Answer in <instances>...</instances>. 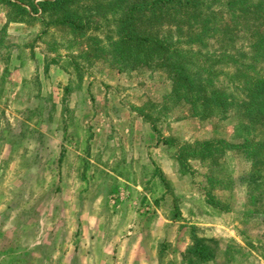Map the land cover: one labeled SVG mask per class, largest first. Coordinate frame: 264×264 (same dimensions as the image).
<instances>
[{
  "label": "rangeland",
  "instance_id": "rangeland-1",
  "mask_svg": "<svg viewBox=\"0 0 264 264\" xmlns=\"http://www.w3.org/2000/svg\"><path fill=\"white\" fill-rule=\"evenodd\" d=\"M39 1L0 0V264H264V128L237 85L264 76V0H70L72 28ZM134 37L188 51L226 107L205 117Z\"/></svg>",
  "mask_w": 264,
  "mask_h": 264
},
{
  "label": "trees",
  "instance_id": "trees-1",
  "mask_svg": "<svg viewBox=\"0 0 264 264\" xmlns=\"http://www.w3.org/2000/svg\"><path fill=\"white\" fill-rule=\"evenodd\" d=\"M24 1H27L26 3H24L25 5H31L30 7L32 8V10L36 11V7L33 4L35 0ZM180 1L181 0H173L172 3H175L179 6H186L189 4H181ZM89 2L96 3L97 0H90ZM162 2L163 1L161 0H149L148 2L141 1V4H137L138 2H136V4H133L131 8L134 10L131 11V9H127L126 13L128 12L131 14L133 12H139L141 10L152 13L156 9L157 5ZM8 3L10 4V2ZM244 3H242V5ZM38 5L42 7L43 12L49 13L48 16H50L48 18V21L50 24L56 26L61 24L67 26V28L74 27V24L70 21V0H40ZM11 6L15 7L19 11L28 13L27 10L25 8H22L21 6H17L14 4H11ZM53 16H55V18L58 20L52 18ZM43 20H45V18H43ZM262 33L256 34L257 40L252 46V56L250 57L249 61H252L255 65H257L256 63H260V66H257L262 67L264 70V28L262 30ZM133 39L140 45H152L156 50H159L163 54H169L171 56L170 63L166 64L165 67L170 68L174 83V92L187 97L188 101L190 103H193V105L199 103V105L203 108L204 112L202 113H204L205 117H210L215 110L226 107L229 96L226 95L223 90L214 86L213 82L207 81V86L205 85L203 89L199 90L200 84L196 83L195 78L191 72V61H189L190 53L188 51L180 50L175 47L174 44H170L164 40L162 41L159 39H149L146 37H134ZM223 57L224 59L221 62L219 61V63H222L227 59L228 63L233 62L234 64L239 65V63L236 62L231 56ZM254 60H256V63L254 62ZM240 81L241 82H238L237 85L241 86L244 100L242 102V111L239 113V116L243 119H248L252 125H259L264 128V76L249 78V76L244 75L242 76V79ZM244 144L237 146L232 145L231 147L233 149H240L245 147ZM190 153H192L191 155L195 154L193 152ZM248 155H250L248 157H252V167H255L257 161L255 160V158H253L250 152L248 153ZM177 161L181 166L183 165L181 156ZM253 174L254 170L252 169L251 175ZM207 203L212 205L213 202L207 200ZM195 243L197 244V246L192 249L194 255L201 261L207 260L209 257V253L207 251V247L204 245L203 240H196Z\"/></svg>",
  "mask_w": 264,
  "mask_h": 264
}]
</instances>
